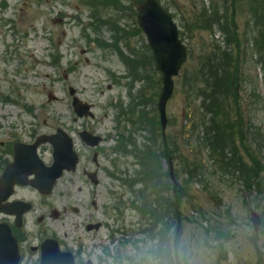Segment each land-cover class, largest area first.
I'll list each match as a JSON object with an SVG mask.
<instances>
[{
  "label": "rangeland",
  "instance_id": "374dc122",
  "mask_svg": "<svg viewBox=\"0 0 264 264\" xmlns=\"http://www.w3.org/2000/svg\"><path fill=\"white\" fill-rule=\"evenodd\" d=\"M136 1L0 0V142L6 143L13 136L27 140L32 134H51L59 128L72 136L80 157L77 171L62 176L46 206H42L36 191L16 190L14 197L31 200L34 206L28 218L31 241L27 243L34 245L44 227L56 234L66 232L64 242L73 249L81 246V261L90 260L92 264H174L173 255L181 264H264V158H259L262 162L258 163L256 184L237 173L240 168H256L252 161L255 150L239 135L225 131L224 121L228 119L223 117L222 131L238 148L241 165L230 167L217 152L215 159L205 147L196 145L190 137V124L200 115L198 101L186 95L181 76L174 80V92L168 98L165 130L169 137L166 144L174 149L170 157L177 181L175 193L180 194V189L181 194L179 198L173 195L172 182L165 173L168 158L162 157L159 168L154 165L152 173L154 184L166 190L155 200L161 204L156 214H162V218L156 219L150 237L144 232L154 222L145 220L133 208V204L141 205L138 192L144 184L130 189L125 181L140 170L136 167L138 152L161 136L157 101L163 87L145 37L136 26ZM159 1L174 16L179 32L184 33L188 56L182 71L193 70L199 59L209 54L212 44L238 56L239 69L244 71L230 87V94L237 96L244 122L259 127L264 140V69L256 64L258 54L253 44L259 34L264 42V0ZM256 12L257 24L252 18ZM211 16H216L218 24L203 22L204 17ZM191 25L196 29L191 30L195 28ZM119 37L118 47L124 57H129L126 62L131 66L135 58L139 59L137 72L148 79L145 83L138 76L127 78L131 75L128 66L114 50V41ZM70 87L81 102L92 106L93 118L76 117ZM49 92L55 100L48 101ZM121 108L124 113L135 108L140 115L138 125L136 114L130 117L133 124L120 115ZM82 128L101 136L103 142L96 149L84 145L78 136ZM120 135H131L134 144L125 137L122 142ZM117 141L126 147L131 145L125 148L119 144V149L131 152L113 150ZM43 150V160L50 162V147L46 145ZM144 151L153 159L151 149ZM95 152L99 168L93 162ZM155 161L156 155L153 164ZM194 167L198 171L195 169L190 176L188 172ZM83 168L99 169L100 183L93 185L85 180ZM161 169L160 176L166 178L157 177ZM91 199L96 200L97 209L85 207ZM175 199L177 207L172 204ZM66 203L78 204L80 215H63L62 211L59 220L44 215L48 205L59 210ZM115 203L120 204L119 210L114 208ZM253 212L260 217L257 232L251 223ZM88 214L105 226L87 232L83 220ZM41 215L45 220L37 222ZM110 233L111 238L105 239ZM159 243L169 254L164 255L163 263L161 257L151 258L150 254ZM33 257L31 253V260Z\"/></svg>",
  "mask_w": 264,
  "mask_h": 264
},
{
  "label": "trees",
  "instance_id": "16d2710c",
  "mask_svg": "<svg viewBox=\"0 0 264 264\" xmlns=\"http://www.w3.org/2000/svg\"><path fill=\"white\" fill-rule=\"evenodd\" d=\"M252 18L254 19L255 24H257V22H259L258 12L253 13ZM204 21H206L209 26L218 24L215 23V21L217 22L216 16H211V19L204 17L203 22ZM195 23L196 26L199 27L198 23ZM191 26L195 27H192L191 30L196 29L195 25ZM203 26L204 25H202L201 28H203ZM180 36L183 40L184 33H180ZM262 38L263 36L259 34L253 44L254 47H256L258 54L256 64L258 66L262 65V68L264 69V42ZM120 41V37L114 41V50L116 51V53L118 52L119 56L124 60L123 62L128 66L129 70L131 71V78L133 77L134 79H137L136 76H138V78H142L143 83H145L148 79L145 76L138 74L137 72L138 64H140L139 59L135 58L134 63H132V65L130 66L126 62L129 57H124L122 48L118 47ZM105 45L107 44L105 43ZM107 46L111 47V45ZM208 53L209 54L207 56H204L202 60L201 58L199 59V63H196L193 70L183 71L181 75L180 84L183 87V90L185 91L186 95H188L190 99L194 98L196 102L198 101L197 113H200L198 117L194 118L191 121L190 137H194L196 145L198 144L200 146L205 147L210 156H214V158L216 159L214 153L217 152L218 157L225 158L228 161L230 167L233 166V164H236L235 167L238 168L242 163V156H239L238 148H236L233 144L231 145L232 140L228 136L224 135V130L222 131L223 122L220 123V117L221 119L222 117L228 119V121H224L225 131L231 135H239V137H242V140H245L251 146H254L253 149L255 151L252 154V161L256 168L247 171H242L243 168H240L239 172L237 173H239L241 176L245 174V180H248L249 183L256 184L260 171L258 163L262 162V160L259 161V158L261 156L264 158V140L262 137L263 135L259 127H257L256 125H252L250 122H247V124L244 122L243 112L240 111V105L237 96L234 93L233 94L235 96L230 94V87L238 79L239 73L240 75L243 73L244 68L239 69L241 65L238 62V56H233L231 50L222 49L218 44H212L211 49L208 51ZM124 58H126V60ZM134 64L136 66L132 68ZM160 82L161 81L159 78V83ZM240 129H243L244 131H241ZM168 140V136L164 138H161L160 136L157 137L156 143H158V149L162 151L158 153L157 156L158 168L160 166L159 164L161 163L160 157H170L172 155L170 152L174 151V149H171L167 146L166 143ZM151 148L153 147L149 145L144 149ZM229 154L233 155H231L230 157ZM141 155L142 157L140 158V160H138V164L142 166V169L139 172L140 178L137 181H142V183L145 184L146 188L153 181L152 171L146 170V167L152 165L153 159L146 157V155L148 156V154L145 151H143ZM227 168L230 170L229 167ZM195 169L196 171H198V169L194 167L189 170L188 174L192 176V173ZM162 172V169L158 172L157 176L159 179L166 178L164 176H160ZM165 173L167 174V172ZM166 176H168V174ZM135 182L136 180L130 182L129 185L132 186ZM161 191L164 192L166 190L160 189V186L156 184L155 192L158 194V197L162 196ZM179 191L181 194L180 189ZM180 194L176 192L174 194L175 198H179ZM139 196L142 200H144L145 205V200L148 199L149 195L147 196L146 192H140ZM164 203L167 204V201H165ZM172 204L176 206L178 204L177 200L175 199ZM150 205L151 203H149V207ZM158 206L160 207L161 204L159 203ZM134 207L139 208L136 205H134ZM140 210L144 213V210L142 208H140ZM146 212L150 213V210H147ZM177 219H179L178 216ZM168 226H170V223L166 225V227Z\"/></svg>",
  "mask_w": 264,
  "mask_h": 264
},
{
  "label": "water",
  "instance_id": "95a60500",
  "mask_svg": "<svg viewBox=\"0 0 264 264\" xmlns=\"http://www.w3.org/2000/svg\"><path fill=\"white\" fill-rule=\"evenodd\" d=\"M136 21L152 52L155 66L162 76L164 86L159 98L158 109L161 127L164 129L167 122L165 106L173 90L172 77L178 75L181 65L185 62L187 50L179 38L178 29L172 17L164 12L156 0H145L137 7ZM70 94H74V90L71 89ZM72 105L78 116H91L90 106L81 104L76 97L73 98ZM80 109L83 111H80ZM81 138L94 145L93 142L87 140L85 133H81ZM42 141L50 142L53 147V163L47 167L38 164L36 161L35 148ZM77 159V155L72 149V140L60 130L57 131L56 135L39 138L34 145H16L14 163L6 167L0 178V205L13 193L14 184L25 185L27 183L26 177L30 174H34L35 179L30 181L29 184L38 189L40 193L49 194L55 180L61 176L63 170L75 169ZM169 172L171 179L174 181L171 162ZM29 208V204L13 202L0 206V211L15 213L17 221H19L21 214ZM252 221L256 229L260 219L255 213H252ZM15 246L16 242L9 227L0 224V254L4 253L5 256L0 258V264H16L17 260L10 263ZM62 263L63 261L59 264Z\"/></svg>",
  "mask_w": 264,
  "mask_h": 264
},
{
  "label": "flooded vegetation",
  "instance_id": "af4514ba",
  "mask_svg": "<svg viewBox=\"0 0 264 264\" xmlns=\"http://www.w3.org/2000/svg\"><path fill=\"white\" fill-rule=\"evenodd\" d=\"M38 135L36 136H32L29 137L27 140H18L16 138H14V136L12 138H10L6 143L4 141L0 142V176L2 174V172L4 171V169L11 164L14 161V144L16 142H21V143H25V144H31L33 143ZM43 146L41 145L39 147V155L42 157L41 155V151H45L43 150ZM40 157V158H41ZM43 159V158H42ZM31 178V177H29ZM29 178L27 180H29ZM19 188H30V187H16V190ZM31 189V188H30ZM15 190V192H16ZM34 191V190H33ZM15 196V194H14ZM11 197L9 199V201H23V202H27V203H31V200H26L24 198H20V197ZM50 198L48 197H43L40 196L39 200L40 203L43 204L42 206H46L48 203L46 202L47 200H49ZM5 203V202H4ZM1 203V204H4ZM85 207L87 209H97V204H96V200L95 199H91L90 202H87V205H85ZM32 209H34V206L32 207ZM82 210L81 207L78 206V204H63V206L61 207V209L58 210L57 207L51 206L46 209V212L44 213V215L46 216H50V219H60V217H62L63 215H69V214H75V215H80V211ZM62 211H64L63 215H62ZM31 213V211H28L27 213L22 215V221L20 223L16 222V217L14 215L11 214H6L4 212H0V223H6L8 224V226L10 227V231L12 236L16 239L17 242V249L14 250L13 249V256L10 259V263H13L14 260H17V264H28V263H32V264H38L41 257H42V248L41 245L42 243L46 240V239H54L57 242V249L59 250L60 253H65V252H70L74 258V262L75 264H92V262L90 260H88L87 262H82L81 260L84 259V253H83V249L81 246H76L75 249L70 248L68 244H66L64 242L65 239H67L68 234L66 232H64V234H56L44 227L41 228L40 234L39 236H37V238H35V244H28V240L30 239L31 241V234H30V230H29V222H28V218H29V214ZM41 215L40 218H37V222H42L43 220H45V216ZM93 215V214H92ZM91 214L86 215V218L84 217L83 220V226L85 228V230L89 233H93V232H97L100 229L99 228H95L96 224H100V226H103V222H99V220H94L93 216ZM89 218V219H87ZM63 220V218H62ZM19 225V227H18ZM40 225V224H39ZM99 226V227H100ZM90 227H92L90 229ZM101 228V227H100ZM41 236H43V238H41ZM47 248L52 249V246ZM59 252H53L50 253L49 255L45 254L46 256H50L52 255V257H54L55 259H57L58 261H62L66 258V256H61L58 253ZM31 253L34 255L33 259L31 260ZM4 253L0 254V258H4Z\"/></svg>",
  "mask_w": 264,
  "mask_h": 264
}]
</instances>
